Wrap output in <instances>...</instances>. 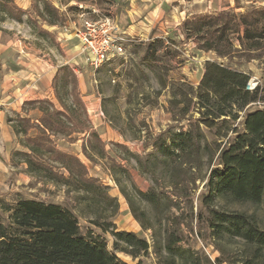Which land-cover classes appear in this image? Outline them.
I'll list each match as a JSON object with an SVG mask.
<instances>
[{"label":"rangeland","instance_id":"obj_1","mask_svg":"<svg viewBox=\"0 0 264 264\" xmlns=\"http://www.w3.org/2000/svg\"><path fill=\"white\" fill-rule=\"evenodd\" d=\"M44 1L59 8V19L44 13ZM236 2L245 11L264 7V0ZM127 7V0H0V205L22 199L61 205L77 216L83 234L98 237L128 264L139 259L120 251L126 245L112 232L133 233L148 242L142 264H172L173 258L176 264H244L250 255L243 242L228 233L212 235L211 217L201 205L227 139L222 129L198 126L197 99L190 88L197 90L206 62H217L251 77L257 101L245 110L264 109V24L256 49L250 43L242 47L240 28L229 36L232 46L227 40L221 45L226 55H219L203 50L205 41L178 30L155 32L153 41L121 34L114 19ZM106 21L115 28L123 53L111 52L96 70L87 61L82 34L87 23L97 28ZM66 67L77 73L82 107L72 87L64 89L60 78ZM29 100L54 102L66 116V133L46 138L52 150L79 159L84 167H75V175L47 154L32 155L43 169H29L28 138L17 136L8 124L19 125L24 109L33 120L39 118L38 106ZM243 121L244 112L235 125L241 128ZM34 124L29 138L40 134ZM91 129L96 136L87 134ZM190 131L194 140L186 152L163 153L174 134ZM50 172L68 181L53 180ZM211 209L255 216L264 229L263 204L218 199ZM0 218H6L1 209ZM170 233L182 238L171 255L164 250Z\"/></svg>","mask_w":264,"mask_h":264},{"label":"trees","instance_id":"obj_2","mask_svg":"<svg viewBox=\"0 0 264 264\" xmlns=\"http://www.w3.org/2000/svg\"><path fill=\"white\" fill-rule=\"evenodd\" d=\"M47 11L51 17L58 18V12L53 7H48ZM263 24L264 9H257L239 17L229 13L194 17L184 23V32L187 36L194 35L205 41L203 50L226 55V51L220 50L221 45L227 40L232 46L229 36L240 28H243L240 42L242 47L250 43L248 47L256 49L259 45L257 39L263 36L259 32ZM58 78L56 76L55 82ZM60 79L65 90L72 87V97L82 107L74 70L64 68ZM250 80L251 77L246 73L208 61L197 90L190 89L197 99L200 114L196 120L198 126L203 125L211 130L222 129L225 132L221 137L227 139L220 150L219 164L207 179V192L201 201L202 208H206L211 217L209 229L214 236L228 233L242 241L246 254L250 255L244 264H264V229L259 226L255 216L244 212L228 214L211 209L213 202L218 199L229 203L264 205V109L245 110L257 101V91L247 90ZM182 95L187 97L183 90ZM57 97L65 105L59 94ZM30 104L38 105L42 112L39 120L40 134L29 138V132L35 124L28 118L19 117V125L14 126L17 136L28 138L26 148L31 153L26 154V157L29 169L34 171L44 168L32 155L38 158L49 155L54 163L60 164L61 169L75 175V167H84L79 159L52 150L48 146L50 138H46L52 133H66L68 124L62 119L66 116L54 109L50 101H34ZM242 112L244 121L239 128L235 124ZM67 135L71 136L72 133ZM90 135L96 136L92 131ZM171 139L172 146L163 147L162 150L167 156L177 154L178 151L186 152L194 140L191 131L174 134ZM49 177L56 181H68L63 174L56 176L50 172ZM0 209L6 216L0 218V264H128L116 252L110 251L98 237L83 234L77 216L61 205L22 199L16 205L2 203ZM112 233L118 243L126 245L120 251L132 256L134 260L139 259L137 264H142L140 258L150 248L148 242L133 233ZM166 239L164 250L170 255L176 253L174 247L182 242V238L170 233ZM177 249L185 253L183 248ZM218 263L224 261L218 260ZM172 264H176L174 258Z\"/></svg>","mask_w":264,"mask_h":264},{"label":"crops","instance_id":"obj_3","mask_svg":"<svg viewBox=\"0 0 264 264\" xmlns=\"http://www.w3.org/2000/svg\"><path fill=\"white\" fill-rule=\"evenodd\" d=\"M236 1L239 0H127V9L125 12L117 14L114 22L116 24V30H119L121 34L139 36L142 40L145 39L147 41H153L158 38L157 33H155L158 31H162L164 33L166 32L165 35H168L169 31L178 30L180 32L182 31L183 34L186 35L184 32V23L194 17L218 15L221 13H229L232 16L239 17L243 14L252 12L253 10L264 9V7H255L250 11H245ZM241 1V3H243L244 0ZM48 7L56 9L58 12V18L55 19H59V8L50 2L44 1V13L46 15H48ZM233 10L235 12L244 10V12L241 14H234ZM193 36L188 37L191 38ZM88 56L87 61H90L91 63L89 53ZM74 72L76 73L75 70ZM54 78L55 77H53V80ZM29 101L33 102V100ZM52 104L54 109L61 111L54 102H52ZM35 111L40 113L37 120H33L29 117V113L31 111L26 109L23 110L24 115H21L20 117L31 119L33 123L39 125L42 112L38 108H35ZM8 124L11 129H14L10 123ZM8 124L7 127H9ZM90 131H92V129ZM87 134L89 135L90 133L88 132ZM27 152L31 153L28 148Z\"/></svg>","mask_w":264,"mask_h":264},{"label":"built area","instance_id":"obj_4","mask_svg":"<svg viewBox=\"0 0 264 264\" xmlns=\"http://www.w3.org/2000/svg\"><path fill=\"white\" fill-rule=\"evenodd\" d=\"M87 32L82 34L86 43V48L90 54L91 64L97 70L109 59L110 53L122 54L123 48L116 44L118 37L113 35L115 28L106 21L102 26L95 27L90 23L86 24ZM255 87H251L249 83L247 90L252 91Z\"/></svg>","mask_w":264,"mask_h":264}]
</instances>
